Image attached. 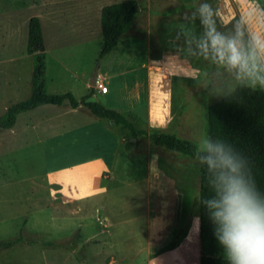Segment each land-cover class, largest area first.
Here are the masks:
<instances>
[{
  "label": "rangeland",
  "instance_id": "374dc122",
  "mask_svg": "<svg viewBox=\"0 0 264 264\" xmlns=\"http://www.w3.org/2000/svg\"><path fill=\"white\" fill-rule=\"evenodd\" d=\"M94 8L95 2L88 0H0V115L10 105L26 99L32 91L34 60L27 52L28 21L32 16H38L41 21L48 93L70 91L80 97L86 91L85 82L90 81L94 70L100 67L102 72L112 69L118 75L104 82L109 88L108 93L98 94L91 100L113 109L131 103L143 105L147 95V71L142 64L148 59L161 61L169 74H176L175 79L184 85H176L178 83L169 75L162 79L163 72H153V131H158L155 128L157 122L166 121V116L171 114V126L183 123L181 130H174L173 134L191 141L198 150L209 139L210 105L239 84L264 90L258 81L254 83L255 77L232 67L230 80L216 81L224 63L214 58L210 50L207 53L201 51V54H196L198 58L193 56V61L187 63L173 62L164 55L147 56L143 52L132 55L129 50L120 54L117 51L109 58L114 60L112 67L108 68L107 61H97L102 34L100 16H96ZM238 8L244 25L236 21L223 34L232 38L240 27L238 37L243 43L241 47L246 48L249 39L241 30L244 27L249 33L264 30L261 24L264 0H239ZM258 75H264V71ZM54 111L53 107H43L36 111L35 116ZM145 113V108L141 107L126 114L128 120L135 119L134 115L141 119V123L134 126L139 134L145 131ZM24 116L25 113H21L17 117L16 133L0 129V241L18 239L12 247L0 248V264H106L98 248L86 241L88 231L79 226L78 215L67 214L69 220H62L57 210H44L41 206L43 200L50 199L49 184L56 178L55 170L66 164V160L62 155L64 150L56 151V140L48 137L49 132L24 127ZM101 120L102 124L108 121L105 118ZM102 124L89 126L86 137L81 141L76 137L74 149L83 148L84 151L79 153L84 155L101 151L104 136L99 126L103 127ZM114 125L127 137L131 135L129 128ZM154 146L151 150L154 172L149 230L151 260L153 263L199 264L200 238L196 213L199 210L197 184L200 162L191 156ZM182 169L187 170L184 176L172 174L177 170L182 172ZM69 170L64 173L69 178L79 177L74 169L72 173ZM47 172L51 175L47 176ZM130 196L123 193L118 206L125 210L127 206L131 207L129 210H146L145 198ZM145 220L144 215L137 219L134 229L141 236L127 241L133 246L124 252L125 255L131 256L139 245L145 244ZM91 223L96 230L101 228L94 219ZM129 234L127 226L124 235ZM144 252L139 255L141 261L146 256Z\"/></svg>",
  "mask_w": 264,
  "mask_h": 264
},
{
  "label": "crops",
  "instance_id": "0c3cea01",
  "mask_svg": "<svg viewBox=\"0 0 264 264\" xmlns=\"http://www.w3.org/2000/svg\"><path fill=\"white\" fill-rule=\"evenodd\" d=\"M88 1L95 2L94 10L96 11V16H100L102 7L126 0H111L107 3H104V0ZM136 1L138 3V12L133 18L130 29L119 38L115 47L101 59V62L104 61L106 63L107 61L106 67L108 68L112 67V61L114 60L113 58L109 59L111 55L117 51L122 54L125 50L131 51L130 54L132 55L143 52L147 56L152 54L169 56L168 59H172L173 62L187 63L193 61V56L198 55L201 51L203 52L201 43L204 27L200 23L198 14L195 20L192 19V14L197 12L202 3H209L215 10L214 27L218 32L223 34L224 30L236 21L243 24L241 12L238 8L239 0ZM239 29L240 27H237L234 36L231 37L240 43L238 37L240 35ZM241 31L249 39L250 33L248 30H245L244 27ZM240 45H243V43H240ZM223 65L219 71L220 77L215 78L216 81H227L232 77L231 66L227 65V63ZM142 66L147 71L146 102L143 105L131 103L128 106L115 109L128 115L130 111H135L141 107L145 108V131H142V134L137 132L135 138L131 137V135L127 137L122 134L111 120L107 119L106 124H102V118L93 115L83 104L72 107L68 100H65L61 105L46 103L38 105L34 109L21 112L25 113V121L23 123L25 128L49 132L50 135L48 137H53L56 140V151L58 149L64 150L62 155L66 160V164L55 170L56 178L50 181L49 184L51 189L49 190L50 199L43 200L41 206L44 210H57L62 220H69L70 217L68 218L67 214L78 215L80 217L79 226L84 227L88 231L86 241L92 247L98 248V251L104 257V263L107 262L106 264H168L166 262L153 263L150 254V204L152 178L154 177L151 150L155 147L149 138V134L154 132V126L151 124V76L153 72H163L161 73L162 79H166L169 75L172 81L178 83L176 85L184 84L175 79L177 77L176 74H169L161 61L153 62L148 59ZM107 70L102 72L100 67H98L96 70V83L98 81L105 85L104 82L106 80L108 81L109 78L118 75L117 72H112V69ZM89 82V80L85 82L84 90L86 91L80 97L71 92L77 100L90 95L91 87L94 88V91L85 100H91V97L109 92V88L106 85L107 91L102 93L99 91L98 84L91 86ZM171 84L173 85V83ZM102 104L104 105V103ZM43 107H53L55 111L51 114L42 113L36 117V111ZM134 118L129 120L134 126L141 123V119L136 118L135 115ZM171 119L172 115L170 114L166 116V121L157 122L155 128L158 132L173 134L174 130H181L183 123L173 127L171 126ZM94 124L103 125V127L99 126L101 134L104 136L101 143L102 150L93 155L80 154L79 152L81 150L84 151V149H74L76 137L80 138L78 140L81 141V138L87 135V128ZM7 129L12 133H16V121L12 127ZM43 141L44 139L41 142ZM70 142L71 144H69ZM62 167L67 168L61 169ZM76 168L78 169L75 172ZM68 169H70L69 172L71 173L74 169V172L78 173L79 177L69 178L64 174ZM186 172L187 170L182 169V172L177 170V172L174 171L172 174H182L181 176H184L183 174ZM46 174L50 176L51 172ZM57 174H59L58 177ZM197 186L199 193V180ZM123 193H128L134 198H145L147 200L146 210H129L130 206H127L125 210L122 206H118V200L121 199ZM142 215L146 218L145 244L139 245L138 250L131 256L125 255L124 252L129 251L128 248L133 246L132 242L130 244L127 241L135 240L141 236L134 228L137 219ZM196 215H198L197 224L199 226V210ZM92 219L101 228L96 230L91 223ZM127 226L130 228L128 236L124 235ZM143 251H145L144 254L146 256L141 261L142 257L140 256Z\"/></svg>",
  "mask_w": 264,
  "mask_h": 264
},
{
  "label": "trees",
  "instance_id": "16d2710c",
  "mask_svg": "<svg viewBox=\"0 0 264 264\" xmlns=\"http://www.w3.org/2000/svg\"><path fill=\"white\" fill-rule=\"evenodd\" d=\"M137 12L136 0H126L102 7L100 15L102 38L98 62L130 29ZM27 52L33 56L34 60L31 94L26 99L10 105L0 115V129L12 127L17 115L21 112L46 103L61 105L68 100L72 107L83 104L96 117L105 118L114 124L129 128L131 137L135 138L137 131L124 113L107 108L98 101L85 100L93 93V87H91L90 95L80 100H77L70 91L65 93L46 91V57L42 26L38 16H32L28 21ZM149 138L154 145L199 160V264H229L223 247L214 234L217 225L211 219L210 209L206 203L213 197L218 198V170H210L207 162H202L201 157L207 153L198 150L189 140L158 131L150 133ZM208 138L213 142L223 143L226 151L229 149L232 151L242 165L241 174L249 184L255 186L260 198L264 199V90L239 84L210 105L208 107ZM17 240L15 238L0 241V248H10L17 243Z\"/></svg>",
  "mask_w": 264,
  "mask_h": 264
},
{
  "label": "clouds",
  "instance_id": "9594fccd",
  "mask_svg": "<svg viewBox=\"0 0 264 264\" xmlns=\"http://www.w3.org/2000/svg\"><path fill=\"white\" fill-rule=\"evenodd\" d=\"M204 27L201 48L209 50L222 63L255 77L264 87V30L249 34L246 48L235 38H228L214 27L215 10L202 3L192 19ZM264 26V16L261 17ZM201 157L210 170H218L217 196L206 201L211 219L217 225L214 234L223 247L229 264H264V199L253 184L241 174V163L225 145L206 139Z\"/></svg>",
  "mask_w": 264,
  "mask_h": 264
},
{
  "label": "water",
  "instance_id": "95a60500",
  "mask_svg": "<svg viewBox=\"0 0 264 264\" xmlns=\"http://www.w3.org/2000/svg\"><path fill=\"white\" fill-rule=\"evenodd\" d=\"M96 76H97V72H96V70H94V72L92 74V77L90 79V82H89V84L91 86H95L96 85Z\"/></svg>",
  "mask_w": 264,
  "mask_h": 264
},
{
  "label": "built area",
  "instance_id": "2783aa9c",
  "mask_svg": "<svg viewBox=\"0 0 264 264\" xmlns=\"http://www.w3.org/2000/svg\"><path fill=\"white\" fill-rule=\"evenodd\" d=\"M96 84H98V88L100 92L105 93L107 91V87L105 85L99 83L98 81Z\"/></svg>",
  "mask_w": 264,
  "mask_h": 264
}]
</instances>
